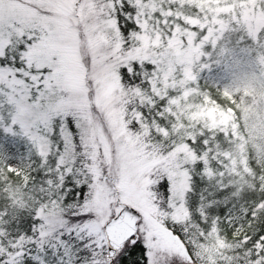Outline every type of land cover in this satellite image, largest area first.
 Wrapping results in <instances>:
<instances>
[{"label": "snow or ice", "instance_id": "obj_1", "mask_svg": "<svg viewBox=\"0 0 264 264\" xmlns=\"http://www.w3.org/2000/svg\"><path fill=\"white\" fill-rule=\"evenodd\" d=\"M179 9L161 0H0V137L39 147L59 211L50 217L57 248L79 243L71 264H194L173 218L179 161L165 86L191 72L161 44L179 34L199 55L219 41ZM31 220L38 236L43 221ZM161 227L187 259L162 243ZM249 239L264 244V235Z\"/></svg>", "mask_w": 264, "mask_h": 264}, {"label": "trees", "instance_id": "obj_2", "mask_svg": "<svg viewBox=\"0 0 264 264\" xmlns=\"http://www.w3.org/2000/svg\"><path fill=\"white\" fill-rule=\"evenodd\" d=\"M246 1L162 3L165 8L179 4L182 16L228 23L216 39L217 45L202 48L204 63L196 64L197 79L190 82L193 104L201 111L207 103L217 115L226 114L227 120L211 124L209 116L197 110L194 117L182 113L177 122L185 133L193 134L184 136V141L196 153L207 154L211 168L207 174L203 162L192 167L187 198L191 213L200 220L198 205L204 204L207 228L217 226L220 236L232 244L241 243L248 251L253 248L249 238L264 234V26L253 35L238 12L221 10ZM258 6L264 12V0H259ZM0 145V231L7 243L33 233L29 228L32 214L38 216L39 208L51 201L55 189L43 185L45 173L37 147L19 137H0ZM20 264L34 261L25 259Z\"/></svg>", "mask_w": 264, "mask_h": 264}, {"label": "rangeland", "instance_id": "obj_3", "mask_svg": "<svg viewBox=\"0 0 264 264\" xmlns=\"http://www.w3.org/2000/svg\"><path fill=\"white\" fill-rule=\"evenodd\" d=\"M175 2L177 0H171ZM184 1V0H178ZM259 0H249L241 3L237 7H224L222 11H233L240 14L241 22L248 28V30L256 35L259 30L264 26V12L258 6ZM163 2V0H161ZM168 8V7H167ZM234 17L237 19L236 15ZM193 19V18H190ZM201 23L211 25L215 29V39L221 35L226 29L227 22L220 19H214L212 22L208 20L200 21ZM167 39V45L161 44L160 40L153 41L154 44H161L164 47L166 54H169L170 60H174L175 63L184 65L191 72V77L196 76L195 66L201 62V56L203 61L205 55L201 49L198 55L189 47H184L179 34H174L171 39ZM264 67V59L261 60ZM171 75V73H169ZM185 74L182 77L174 78L170 82L165 80L166 88L173 93L170 99V107L166 112V115L170 112L169 119L174 118V124L172 126L171 134L174 137L173 143L175 148L171 156V162L173 166H176L177 160L179 161V167L173 172L175 176L174 182V196L179 201L177 210L174 214V219L178 224L184 226L183 235L184 244L188 245V251L193 255L192 261H197L199 264H264V255H258L261 250H264V244H257L248 251L241 248V243L232 244L218 233L217 226H210L206 224L205 212L202 208H206L204 204L198 205L201 209L200 220L195 217L188 206L187 198L188 193L191 190V170L195 163L203 162L207 174H211V168L208 166L207 154L196 153L189 144L184 141V136H193L188 130L185 133V129L177 122L182 113L187 112L186 117L189 115L194 117L197 110L199 113H203L209 116L210 123L224 122L227 120V115H217L214 108L204 103L201 106V111L197 108L196 104H193L191 96L194 90L190 86L192 78ZM167 95V92L165 93ZM163 131V129H162ZM39 144V142H38ZM167 148V144L165 143ZM39 150V147H37ZM13 168H16L15 164H12ZM262 207V204L260 205ZM38 216L43 223L38 226L37 236L35 233L30 235H22L17 239H13L5 243L2 233L0 231V257L7 256V263L20 264L25 259L35 260L39 258L40 264H71L70 256L79 255L76 249L79 248V243L69 242L71 244L70 249L64 247L57 248L58 238L54 235V228L51 224L50 217H58L59 211L53 210L52 203L43 205L38 210ZM161 241L164 245L172 250L179 249L184 259H187V254L183 253L184 244H181L178 239L172 237L170 233H167L162 227L160 228ZM264 235V234H262ZM247 238H243L242 241H246ZM66 253H70L66 254ZM183 263L182 259H176L173 264ZM79 264V261H76Z\"/></svg>", "mask_w": 264, "mask_h": 264}, {"label": "water", "instance_id": "obj_4", "mask_svg": "<svg viewBox=\"0 0 264 264\" xmlns=\"http://www.w3.org/2000/svg\"><path fill=\"white\" fill-rule=\"evenodd\" d=\"M118 231H123V228H121V229H118ZM181 264H183V263H181Z\"/></svg>", "mask_w": 264, "mask_h": 264}]
</instances>
